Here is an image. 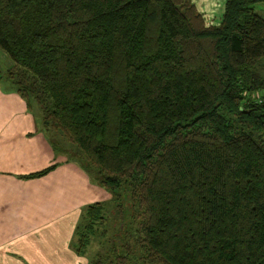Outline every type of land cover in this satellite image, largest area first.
<instances>
[{"label":"trees","instance_id":"1","mask_svg":"<svg viewBox=\"0 0 264 264\" xmlns=\"http://www.w3.org/2000/svg\"><path fill=\"white\" fill-rule=\"evenodd\" d=\"M258 1L0 0L8 76L111 192L115 223L93 201L75 226L86 264H264Z\"/></svg>","mask_w":264,"mask_h":264},{"label":"crops","instance_id":"2","mask_svg":"<svg viewBox=\"0 0 264 264\" xmlns=\"http://www.w3.org/2000/svg\"><path fill=\"white\" fill-rule=\"evenodd\" d=\"M20 102L0 98V264H83L72 239L94 186L65 160L27 176L54 163V151Z\"/></svg>","mask_w":264,"mask_h":264},{"label":"rangeland","instance_id":"3","mask_svg":"<svg viewBox=\"0 0 264 264\" xmlns=\"http://www.w3.org/2000/svg\"><path fill=\"white\" fill-rule=\"evenodd\" d=\"M193 2L195 3L196 7L199 8L198 10L202 12L205 22L217 23L220 21L223 12L224 0H193ZM254 9L264 16V0L256 2L254 4ZM13 64L14 61L11 59L8 53L0 47V98L5 100H11L15 97L18 98L21 101V104L26 105L27 112L31 114L32 117H37V119L39 120V124L42 126V114L39 103L33 97H23L18 92L15 83L8 76V69L12 67ZM257 68L261 72V74L264 75V56H262L260 61L258 62ZM261 91H264V89H262ZM11 94H13L15 97ZM48 135H51L49 131ZM52 139L56 141L57 146L56 148L52 146L54 151L53 162L58 160H65L64 162H68L71 165H74L80 171H83L87 175L90 184L94 186V198L91 199L89 203L93 201H101L105 204V206L108 203V208L111 213L109 214V219H107L106 221V226L108 225V223H115L116 219L115 216H113L114 214L112 213V210L114 208L112 207L113 201L111 200V192L97 180L96 176L93 173H91L83 166V160L78 153L80 151L75 146L71 145L64 136L58 134L53 137L52 135ZM100 237L103 236L100 235ZM98 249H103V244L101 245L99 237L90 236V242L85 248V252L80 254L84 261L83 264H86Z\"/></svg>","mask_w":264,"mask_h":264}]
</instances>
